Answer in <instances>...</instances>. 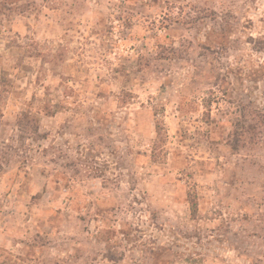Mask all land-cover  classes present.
Segmentation results:
<instances>
[{"label":"rangeland","instance_id":"obj_1","mask_svg":"<svg viewBox=\"0 0 264 264\" xmlns=\"http://www.w3.org/2000/svg\"><path fill=\"white\" fill-rule=\"evenodd\" d=\"M0 264H264V0H0Z\"/></svg>","mask_w":264,"mask_h":264},{"label":"trees","instance_id":"obj_2","mask_svg":"<svg viewBox=\"0 0 264 264\" xmlns=\"http://www.w3.org/2000/svg\"><path fill=\"white\" fill-rule=\"evenodd\" d=\"M58 107H52V105L45 103L43 106L45 115L47 116H53L57 112ZM30 114H25L24 117L26 119H29ZM164 128L160 125V123H155V133H156V139L154 141L153 147H152V154L154 156V159L156 156H161V154H164V151H162V143H163V137H164ZM187 202L190 205L191 214L194 215L197 210V205L195 199L190 195L187 194Z\"/></svg>","mask_w":264,"mask_h":264}]
</instances>
